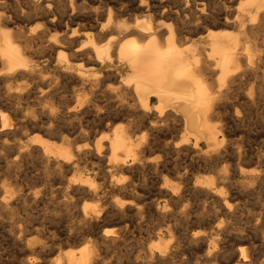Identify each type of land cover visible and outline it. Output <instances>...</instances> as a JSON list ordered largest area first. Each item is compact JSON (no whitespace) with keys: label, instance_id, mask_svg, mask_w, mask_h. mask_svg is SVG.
<instances>
[{"label":"bare ground","instance_id":"1","mask_svg":"<svg viewBox=\"0 0 264 264\" xmlns=\"http://www.w3.org/2000/svg\"><path fill=\"white\" fill-rule=\"evenodd\" d=\"M0 91L2 159L59 175L0 186V210L47 197L70 220L13 217L21 264H264V114L260 148L230 139L249 132L248 104L264 107V0H0ZM144 171L157 194L138 191ZM234 183L262 195L255 234L220 239ZM191 199L212 215L187 227ZM145 215L134 249L111 256Z\"/></svg>","mask_w":264,"mask_h":264},{"label":"rangeland","instance_id":"2","mask_svg":"<svg viewBox=\"0 0 264 264\" xmlns=\"http://www.w3.org/2000/svg\"><path fill=\"white\" fill-rule=\"evenodd\" d=\"M154 2L156 3L157 1H154ZM10 10H14V9H10ZM109 82H106V83L109 85L113 81H111V83H109ZM114 84L115 83H113V85ZM239 93H241V91L238 92V94ZM0 95H1V97H0V99H1L0 100V102H1L0 103V107L3 106L2 107V110H4V109L6 110V108L8 110L10 108V104H9L10 103V100L6 99L5 96H3L4 95L3 92H1V91H0ZM3 99H4V101H3ZM2 101L5 103V106L3 105L4 103ZM5 101H8V102H5ZM6 103H8V104L6 105ZM1 104H2V106H1ZM248 105L246 106V110H247L246 112H247V114L249 116H247V119H246L247 122L245 124L249 128L248 129L249 132H246V133L245 132H239L240 134L239 133H235V135L233 134L234 136L231 134L230 135V139H231V141H236L235 139H237L238 136H239L240 138H242L244 140V143H243L244 146H246V147H249L250 146L252 149H258L261 146V144H260L261 141L260 140L262 139L260 137L259 133H258L259 132V129H260V125H259L260 119L259 118L264 114V107L261 104H258V103L254 107L253 106H250V105L248 106ZM12 110H13V108L12 109H9V111H12ZM258 125H259V127H258ZM81 139H78L77 140V146H80V147H83V148L86 147V146L87 147L88 146H92L91 144L93 143V139H90V140H88L89 138H86V139L83 138L82 140ZM85 140L90 141V142L92 141V143L89 144L90 142L88 143ZM0 147H1L0 148V186H5L6 188H9V189L12 190V189L18 188L17 187L18 185L19 186L22 185L19 188H21V187L22 188H26L27 184L29 185L30 182H32V185L30 184L29 187L33 186L31 188L34 189V190H42L44 188L43 186H45V183H46V185H48V183L52 182L55 178L56 179L58 178L59 175L55 174V172L53 170V167H51V166L49 167L48 165H46V163L44 165L43 161L40 160L38 157H29V158H25L24 157L25 159L20 158L18 160V162H20V164L17 163L18 165L17 164L15 165V164L9 163L8 160L10 158H7V161H8V163H7L4 160L6 159V156L8 154H6V153L5 154H2L3 152H7V151L5 149H3L2 146H0ZM171 156L172 155H169V157L172 160L174 159L176 162L173 163V166H172V163L171 162H174V161H172L171 159H169V162H170L169 163L170 164L169 165L170 166L169 168H171L170 170H172L174 167L178 166L177 164L181 165L180 164L181 162H180V158L179 157H177L178 158L177 159L176 158V155L175 156L174 155L172 156L174 158H172ZM2 157L4 158V160L2 159ZM35 158H37V159H35ZM37 160H39V161H37ZM195 160L196 159L193 158V162L194 163L196 162ZM249 160H250L249 158L246 159V162L249 161ZM22 161H24V162H22ZM41 161H42L41 164H43V165H40L39 164ZM4 165H5V167H4ZM82 165H83L82 168L85 166L84 169H85L86 172H91L92 171V169L90 168V165L88 164V162L86 164L83 163ZM46 166L48 168H46ZM256 166L258 168V165H254V167H256ZM52 170H53L54 173L52 172ZM167 170H169V169L167 168ZM167 170H165V171H167ZM105 171H106V167H105V165H102V167L100 168V170L95 171V172H97L99 174V176L101 177ZM149 172H151L152 175ZM170 172H171V174H170ZM143 173L142 174L139 173L136 176V179H135V184L137 185V187L139 189L138 191H140V192L142 191L139 188L140 186H145V184L147 185V183H149L147 185V187H149L151 190H153V194H157L158 193V190H155V187L157 186L159 188V186H162L163 187L164 185H162V183L160 182V180L158 181L156 178L154 179V177H153L154 176L153 175V171H148V172L147 171H144ZM167 173H168V175L165 174V175H167L166 176L167 177V180L170 182L171 185L176 186L177 185V182H176L174 176L172 175V171H169V172L167 171ZM53 175H56L57 177L56 176H53ZM139 175H141V176L139 177ZM149 175H151V176H149ZM52 176L55 177V178H53ZM146 176H148V177H146ZM151 177H153V179L158 182V185H156L153 188H152V185H151L153 183L152 182L153 180L151 179ZM50 178H51V180H50ZM169 178L171 180H169ZM41 179L43 180L42 182H41ZM150 179H151V181H150ZM138 180H139V183H138ZM144 180L145 181H148V182H145ZM173 180H175V181H173ZM35 182H38V183H35ZM14 183H17L16 186H15ZM33 183H34V185H33ZM24 184H26V185H24ZM38 184H40V186ZM235 185H236V183H234L233 185H231L232 187L230 186L231 189H229V190H230V193H233L231 195L235 196V198L237 200V203H238V205H237L238 207L235 208L234 213L232 215L225 216V217L223 216L222 217V219L224 218L225 220L223 221L224 223L222 224V226H223V233L219 236L220 239H227L228 240L229 238H232V237H235V236H238V235L239 236H246V235L251 236V235H254L255 234L256 223H257V216H256V214H258L260 212V202L262 200V195L258 191L254 190V188H251V189H247L246 188L244 190V188L242 189L240 186H238V184L236 186ZM39 187H41V188H39ZM157 187H156V189H157ZM36 188H38V189H36ZM41 200L40 199H39V201H33V200H31L30 203H27L30 200H28V201L26 200L25 203L24 202L23 203L22 202L18 203V205H15L17 208L16 207H12L11 208L13 210V212H15L14 213L15 215H12L13 212L11 213V209H9L10 212L9 211H6V210H0V215L5 214V215L0 216V217H3V218H0V221H1V219H3L1 221L2 223H0V226L1 225L4 226V227H2V226L0 227V264H21L20 263L22 261L21 259H23V254L21 253L22 249L19 248V247H17L16 244H13L14 243L13 242L14 240H13V236H11V235H13V232L11 230V228H12L11 227V224L14 222V220H15L14 218L15 217H16V220L17 221L18 220L20 221V219L24 221L26 218H28V223H33V224H37L38 223L37 225H39V223H42L41 219L44 216L42 220H45V222L43 221V223L48 224V225H51V226H55L56 224H58L60 226L58 227L56 225V227H57V229L59 231H61L60 229H62V232H65V230L67 229L69 223L66 225V222H69L70 220H69L68 216L66 217V215H65L66 213H65L64 208L58 207V202H59L58 200H60V199H54V198H52V200H53L52 201V200H50V198L47 199V197H46V198H43ZM44 200H45V202H48V201L49 202L45 204ZM40 201H41V203H44V204H39ZM190 202L191 203L188 204L189 207L187 205V208H188L187 209L188 210V214H187V220H188V222L187 223L189 224V225L186 224L187 227L190 226V225H192V224L198 223V222L200 223V221H202L203 217H205V219H207V216L206 215H208V217L212 215V213H210V212L208 213V212H206V210H203L204 208L201 206V202H196L193 199H191ZM57 208H59V209H57ZM60 208H61V210H60ZM62 209H63L64 212L62 211ZM17 212H19V213H17ZM203 212L205 213V216H202L203 215L202 214ZM6 213H7V215H6ZM52 213H54V214L56 213V214L54 215ZM18 214H19V218L20 219L17 217ZM50 214L52 216H55V217L48 216ZM20 215L23 216V218H21ZM27 215H30V216H27ZM31 215H32V217H31ZM63 215H65V216L63 217ZM8 216H9V220H8ZM11 217L12 218L14 217V218L12 219ZM46 217L48 219H50V221L53 224L51 222L49 223V220L46 219ZM146 217H147V215L143 216L142 218H136L135 219V222H133L131 224L132 226L130 225V226H128L126 228V230H128V232L130 231L131 234L129 233L130 235H128V237L130 238V239H128L129 242L127 241L128 243H125V244L128 246V244L130 243L131 245L129 244V246L127 247L124 244L123 246L119 247L118 249H115V251L113 252V254L111 256L114 257L116 254L124 255L125 253H128V251H132L134 249V243L137 241L136 238L141 237L140 235H142V237H143L144 235L142 233H144L145 232L144 230H147L150 227L148 225H151V221H150L149 217H147V218ZM4 218L7 221H5ZM36 218L38 219V221L37 220H33V219H36ZM29 219L32 220V221H30ZM26 220H25L26 223L24 222V224H27V221ZM219 220L220 219H218V221ZM8 221H10V222H8ZM3 223H4V225H3ZM135 223H137V224H135ZM176 223L178 225V221H176ZM216 223H218V222H215V225H217ZM7 224H10V225H7ZM65 225H66V227H65ZM69 226H70V224H69ZM113 226H115V225H108L107 228H109V227L110 228H114ZM134 226H135V228H133ZM9 227H11V228H9ZM115 227L117 228L118 226H115ZM130 227H131V229H129ZM136 227H137V229H136ZM7 229H8V231H7ZM203 229H205V227H203ZM135 230H137L139 233L137 231H135ZM2 234H3V236H2ZM132 235H134V236H137L138 235V236L137 237H134L133 236L134 237V239H133ZM10 236H11V238H10ZM63 237H65V236H63ZM130 240H131L132 243L130 242ZM138 240H141V239H138ZM256 244H258V242H256ZM132 245H133V247H132ZM129 247H130V249H129ZM17 248H19L20 250H18ZM19 251H20V253L22 255L19 253ZM20 257H21V259H20ZM123 258L124 257H122V259ZM19 259H20V261H19ZM192 262H193L192 264H194L195 261L193 260Z\"/></svg>","mask_w":264,"mask_h":264}]
</instances>
